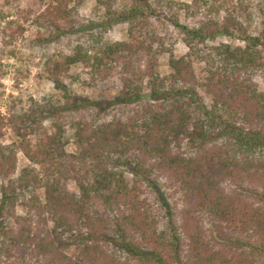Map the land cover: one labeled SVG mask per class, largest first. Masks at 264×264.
I'll list each match as a JSON object with an SVG mask.
<instances>
[{
	"label": "trees",
	"instance_id": "16d2710c",
	"mask_svg": "<svg viewBox=\"0 0 264 264\" xmlns=\"http://www.w3.org/2000/svg\"><path fill=\"white\" fill-rule=\"evenodd\" d=\"M1 1L0 40L77 38L45 60L61 96L0 117V264H264V0H94L127 27L114 44L81 0ZM74 64L119 94L74 95Z\"/></svg>",
	"mask_w": 264,
	"mask_h": 264
},
{
	"label": "rangeland",
	"instance_id": "374dc122",
	"mask_svg": "<svg viewBox=\"0 0 264 264\" xmlns=\"http://www.w3.org/2000/svg\"><path fill=\"white\" fill-rule=\"evenodd\" d=\"M117 1L116 7L120 3V0ZM1 2L0 0V4ZM78 15L82 31L101 34L103 41L111 44L126 40V25L116 22L114 18L111 19L113 14L106 18L105 11L97 9L94 0H81L78 4ZM25 28L26 31L22 36L17 35L12 39L6 37L0 40V117H5V119H8L9 115H21L23 112L29 111L33 104L32 99L42 102L45 97L54 96L58 98L61 96V91L55 89L54 83L48 78V74L43 72L45 60L49 54L66 50L67 47L75 43L77 38V36L69 35L62 43H55L51 40L46 41L43 30L33 24L28 23ZM174 33L178 39L175 53L179 55L185 51V47L179 40L180 36L176 32ZM219 42L231 43L232 40L222 36L215 41V43ZM235 44L241 45L238 41ZM160 71L162 73L168 71L165 57L160 60ZM89 73L90 70L83 67L82 64H74L68 68V76H62L61 82L74 95L88 97L91 100L111 99L119 94L121 83L117 76L112 75L105 80H100L96 77L92 79ZM253 81L262 88L258 78H253ZM204 101L208 103L206 98ZM35 114L38 115V118L40 117L38 113ZM64 118L70 121L76 116L67 111ZM8 125L5 122L3 129ZM3 134L2 141L5 145H10L15 140V136L10 130L3 132ZM30 139L34 138L31 137ZM65 149L68 152L72 151V144L69 143ZM23 162L22 155L18 153L13 177L18 174ZM2 182L4 183V180H1L0 184ZM67 185L70 192H75V186L72 182H67ZM169 202L171 203L170 199Z\"/></svg>",
	"mask_w": 264,
	"mask_h": 264
}]
</instances>
